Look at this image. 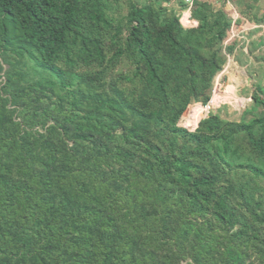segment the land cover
<instances>
[{"label": "trees", "instance_id": "obj_1", "mask_svg": "<svg viewBox=\"0 0 264 264\" xmlns=\"http://www.w3.org/2000/svg\"><path fill=\"white\" fill-rule=\"evenodd\" d=\"M164 2L0 0V264H264V85L201 119L236 25Z\"/></svg>", "mask_w": 264, "mask_h": 264}, {"label": "crops", "instance_id": "obj_2", "mask_svg": "<svg viewBox=\"0 0 264 264\" xmlns=\"http://www.w3.org/2000/svg\"><path fill=\"white\" fill-rule=\"evenodd\" d=\"M202 1L211 3L214 10H223L236 25L233 37L238 44L234 54L229 56L222 73L232 85L231 91L234 94L235 85L238 87L243 84L248 79V75L252 76L254 68H259L264 64L259 56L264 52V0ZM166 3L172 6L171 9H180L177 13L184 25H194L191 20L193 2L189 4L185 0H167Z\"/></svg>", "mask_w": 264, "mask_h": 264}, {"label": "rangeland", "instance_id": "obj_3", "mask_svg": "<svg viewBox=\"0 0 264 264\" xmlns=\"http://www.w3.org/2000/svg\"><path fill=\"white\" fill-rule=\"evenodd\" d=\"M134 1L140 4V3H145L146 0H134ZM176 3H178V1H176ZM164 5H167L169 8L172 7L166 2H164ZM179 10L180 9L177 8V10L175 11L177 12ZM261 54L263 56L260 54L259 56L261 58L264 57V52ZM261 61H263L264 63V60ZM30 72L33 73V70L30 69ZM223 72L224 69L216 76L212 97L209 100V102L206 105H204L207 106L208 112L205 113L201 119L207 117L209 112H217L222 118H226L229 120L240 119L243 111L253 101L252 95L255 92L256 84L261 83L262 85H264V64L259 68H254L252 70V76L248 75V79L244 81L243 84L239 85L238 87L235 85V91H234L235 95L231 91L232 85L228 82L227 78H225V76L222 75ZM228 89L230 91L227 94H221V93H226L225 91ZM259 94L261 95V97L264 98L263 93H259ZM196 104H201V103H194L190 106H194Z\"/></svg>", "mask_w": 264, "mask_h": 264}, {"label": "built area", "instance_id": "obj_4", "mask_svg": "<svg viewBox=\"0 0 264 264\" xmlns=\"http://www.w3.org/2000/svg\"><path fill=\"white\" fill-rule=\"evenodd\" d=\"M185 1H186V3L191 4L194 0H185Z\"/></svg>", "mask_w": 264, "mask_h": 264}, {"label": "bare ground", "instance_id": "obj_5", "mask_svg": "<svg viewBox=\"0 0 264 264\" xmlns=\"http://www.w3.org/2000/svg\"><path fill=\"white\" fill-rule=\"evenodd\" d=\"M238 103H239V101H238Z\"/></svg>", "mask_w": 264, "mask_h": 264}]
</instances>
